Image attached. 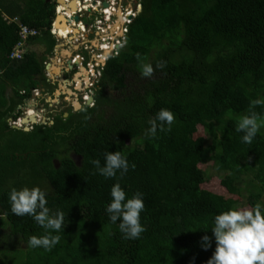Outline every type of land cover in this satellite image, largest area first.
<instances>
[{"label": "trees", "instance_id": "16d2710c", "mask_svg": "<svg viewBox=\"0 0 264 264\" xmlns=\"http://www.w3.org/2000/svg\"><path fill=\"white\" fill-rule=\"evenodd\" d=\"M53 20L45 0H0V230L25 246L3 248L0 264H206L215 243L204 250L201 237L211 235L216 214L244 205L264 212V128L251 144L235 131L250 102L264 100V0H143L125 47L100 79L116 98L99 93L96 108L46 130L12 129L6 91L27 89L43 68L27 49L50 37ZM19 25L42 36L29 38L16 60ZM144 65L153 67L151 76L142 75ZM161 108L175 121L151 137L148 121ZM254 110L264 115V104ZM106 151L127 157V173L93 174L90 161L103 163ZM207 161L222 175L208 177ZM117 180L128 196L144 194L145 231L137 239L123 238L105 211ZM42 184L47 206L64 212L65 228L53 233L60 240L50 250L28 245L45 230L12 214L8 199L12 188Z\"/></svg>", "mask_w": 264, "mask_h": 264}, {"label": "flooded vegetation", "instance_id": "af4514ba", "mask_svg": "<svg viewBox=\"0 0 264 264\" xmlns=\"http://www.w3.org/2000/svg\"><path fill=\"white\" fill-rule=\"evenodd\" d=\"M54 7L49 36L33 44L32 52L43 68L32 73L27 89L8 88L5 121L33 133L97 107L100 94L114 99L117 92L102 89L100 79L106 63L126 45L130 24L142 12L143 0H45ZM62 16L63 29L54 21ZM65 31V35L60 34ZM37 36L41 37L40 32ZM53 41V42H51ZM106 51V52H105ZM62 52V53H61ZM63 55V56H62ZM17 102V103H16ZM13 103L15 107H13ZM11 107V109H10ZM84 112V113H85ZM87 113V112H86ZM36 123L20 125L23 118ZM59 166L58 160H53Z\"/></svg>", "mask_w": 264, "mask_h": 264}, {"label": "clouds", "instance_id": "9594fccd", "mask_svg": "<svg viewBox=\"0 0 264 264\" xmlns=\"http://www.w3.org/2000/svg\"><path fill=\"white\" fill-rule=\"evenodd\" d=\"M163 67V65H157ZM154 69L144 65L142 75L149 77ZM264 104V100L255 99L250 102L245 114L236 118L235 131L241 134L244 143L251 144L261 128H264V115L256 112L255 106ZM175 121L174 113L161 108L154 118L148 121L146 134L155 137L158 130L171 131ZM93 174L104 178L123 176L130 164L121 151H106L103 163L99 158L92 159ZM135 167V165H131ZM144 194L140 191L128 196L119 180L110 189V201L105 211L111 224H117L125 239H137L145 231L141 223V212L144 210ZM10 211L18 217L29 216L45 231L43 235H32L28 245L32 248L50 250L60 240L59 233L65 228L64 212L51 210L47 204L46 192L39 186L12 188L8 193ZM207 232V230H205ZM211 235L201 237L202 248L208 250L215 243L214 251L206 264H264V212L260 206L253 209L229 208L212 218Z\"/></svg>", "mask_w": 264, "mask_h": 264}, {"label": "rangeland", "instance_id": "374dc122", "mask_svg": "<svg viewBox=\"0 0 264 264\" xmlns=\"http://www.w3.org/2000/svg\"><path fill=\"white\" fill-rule=\"evenodd\" d=\"M35 47V46H34ZM34 47L32 46V47H30V48H28L27 50H30V51H32V50H35L34 49ZM203 168H204V170H205V172H206V174L208 175V177H214V176H221L222 175V173H220V172H218L213 166H212V163H211V161H207L206 163H204V165H203ZM42 187V189H47V187H48V185H45V184H42L41 185ZM245 206V205H244ZM243 206V208H245ZM2 216L0 215V221L2 220V223L4 222V219L3 218H1ZM1 231V234H2V236H0V262H1V260H2V253H3V248H8V247H12L13 249L15 248V249H20V248H22V249H24V245H22V244H18V241H15V242H13L12 243V239L11 238H8V237H5L4 236V233L5 232H7V230L6 229H4V231L3 230H0ZM3 232V233H2ZM13 253V252H12ZM14 255H18L16 252H14L13 253Z\"/></svg>", "mask_w": 264, "mask_h": 264}, {"label": "built area", "instance_id": "2783aa9c", "mask_svg": "<svg viewBox=\"0 0 264 264\" xmlns=\"http://www.w3.org/2000/svg\"><path fill=\"white\" fill-rule=\"evenodd\" d=\"M5 20H8V22H16L17 19H9L5 18ZM19 41L16 45V48L12 51L10 57L11 59L20 60L24 54L25 49L23 48L25 42L31 38L37 35V31L34 29H30L27 26H20L19 25Z\"/></svg>", "mask_w": 264, "mask_h": 264}, {"label": "water", "instance_id": "95a60500", "mask_svg": "<svg viewBox=\"0 0 264 264\" xmlns=\"http://www.w3.org/2000/svg\"><path fill=\"white\" fill-rule=\"evenodd\" d=\"M47 1H48V0H47ZM59 3H62V0H59ZM63 22H64L63 17H62V16H57L56 19H55V21H54V23H55V24H54V27H55L56 29H63V28H64V27H63L64 25H62ZM30 122H31L32 124H35V123H36V119H35L34 117H32L31 120L29 121V118L25 117V118L21 119V121H20V125H22V126H24V125H28ZM13 128H14V129H19V126H18V125H13ZM28 130H29V129H28L27 126H25L24 129H23L24 132H28ZM72 158H73L75 164H76V165H79L80 158H79V157H75V156H73V155H72Z\"/></svg>", "mask_w": 264, "mask_h": 264}, {"label": "bare ground", "instance_id": "6f19581e", "mask_svg": "<svg viewBox=\"0 0 264 264\" xmlns=\"http://www.w3.org/2000/svg\"><path fill=\"white\" fill-rule=\"evenodd\" d=\"M60 34L64 36V35H65V31H64V30H60ZM105 52H106V51H105ZM61 53H62V52H61ZM62 56H63V55H62Z\"/></svg>", "mask_w": 264, "mask_h": 264}]
</instances>
